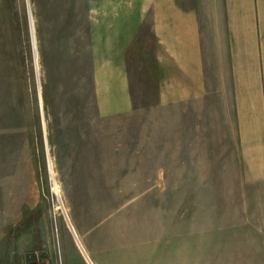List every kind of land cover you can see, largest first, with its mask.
Instances as JSON below:
<instances>
[{"label":"rangeland","instance_id":"1","mask_svg":"<svg viewBox=\"0 0 264 264\" xmlns=\"http://www.w3.org/2000/svg\"><path fill=\"white\" fill-rule=\"evenodd\" d=\"M100 1L0 0V264H264V180L203 134L230 97L101 108Z\"/></svg>","mask_w":264,"mask_h":264},{"label":"crops","instance_id":"2","mask_svg":"<svg viewBox=\"0 0 264 264\" xmlns=\"http://www.w3.org/2000/svg\"><path fill=\"white\" fill-rule=\"evenodd\" d=\"M99 3L92 66L100 107L127 109L134 84L154 94L147 102L155 106H195L218 86L233 117L220 131L206 126L210 158L223 145L242 181L264 180V0Z\"/></svg>","mask_w":264,"mask_h":264},{"label":"flooded vegetation","instance_id":"3","mask_svg":"<svg viewBox=\"0 0 264 264\" xmlns=\"http://www.w3.org/2000/svg\"><path fill=\"white\" fill-rule=\"evenodd\" d=\"M32 264V263H31Z\"/></svg>","mask_w":264,"mask_h":264}]
</instances>
